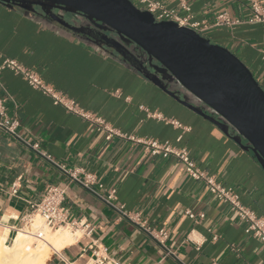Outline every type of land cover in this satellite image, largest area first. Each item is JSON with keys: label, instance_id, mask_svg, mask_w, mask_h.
<instances>
[{"label": "crops", "instance_id": "obj_1", "mask_svg": "<svg viewBox=\"0 0 264 264\" xmlns=\"http://www.w3.org/2000/svg\"><path fill=\"white\" fill-rule=\"evenodd\" d=\"M154 1L179 16L188 14L177 1ZM132 2L144 7L139 0ZM187 2L190 22L210 23L221 11L232 17L249 15L245 0ZM200 33L233 52L264 89V23L209 27ZM3 57L33 69L125 134L187 148L200 169L232 187L245 207L264 217V170L252 153L119 57L54 22L0 3V60ZM0 81L13 99L5 102L7 114L19 121L15 135L0 129V234L7 244L23 227L30 203L55 184L66 189L71 216L93 230L89 236L80 231L72 244L53 249L46 264H83L81 255L86 257L88 251L82 250L93 240L105 246L117 264H264V243L245 233L230 206L209 193L202 180L182 172L177 159L153 156L120 137L105 140L88 121L54 104L11 70H0ZM63 168L77 169L76 179ZM85 173L94 177L88 186L80 182ZM111 189L116 197L107 201ZM118 205L127 213L137 212L138 219L121 214ZM187 211L204 217L191 219ZM161 227L169 232L164 245L147 230Z\"/></svg>", "mask_w": 264, "mask_h": 264}, {"label": "water", "instance_id": "obj_2", "mask_svg": "<svg viewBox=\"0 0 264 264\" xmlns=\"http://www.w3.org/2000/svg\"><path fill=\"white\" fill-rule=\"evenodd\" d=\"M69 30L121 59L216 125L264 170V89L228 48L195 29L156 20L132 0H0ZM93 24L79 27L83 21ZM137 50L142 55L137 54Z\"/></svg>", "mask_w": 264, "mask_h": 264}, {"label": "built area", "instance_id": "obj_3", "mask_svg": "<svg viewBox=\"0 0 264 264\" xmlns=\"http://www.w3.org/2000/svg\"><path fill=\"white\" fill-rule=\"evenodd\" d=\"M177 1L179 6L186 12L185 16H179L175 10L167 9L160 1L154 0H139L144 9L149 10L156 20L170 19L177 22L181 26H188L199 33L209 27H225L234 29L241 23L262 22L264 23V2L262 0H245L248 4L249 15L246 18L232 17L228 12L221 11L214 15L213 20L209 23L204 21L190 22V7L187 0H174ZM8 69L16 74L22 76L26 82L35 89L40 90L43 94L51 97L54 104L62 105L68 112L76 114L88 121L95 128L97 132L103 134L105 140H110L113 137H120L130 140L136 144H140L151 155L167 158L173 157L180 163L181 171L196 180H202L205 184L206 190L215 196L223 203L230 206V210L236 216L238 222L244 226V231L258 238L264 243V217L257 215L253 210L245 207L241 201L237 191L232 187H227L219 183L212 175L207 174L204 170L200 169L191 156L190 151L185 147H176L169 141H160L151 137H135L131 134H125L118 128L107 122L102 116L85 110L72 98L68 97L59 90H56L51 84L45 82L33 69L25 67L14 58L3 57L0 60V70ZM0 87L3 94L0 95V129L15 135V128L18 126L19 121L16 118H9L6 110L5 102L12 100L11 95L2 86ZM173 124L181 126L180 123L174 121ZM179 139V138H178ZM31 147L37 150L38 144L33 143ZM47 157H49L47 155ZM65 172L72 171L64 169ZM74 177V176H73ZM76 179V177H74ZM94 180L92 174L85 173L84 179L80 181L83 185L88 186ZM101 187V185H99ZM65 192L64 187L55 184H49L44 189L41 198L37 202L30 203L29 211L22 216L24 222L23 227H29L30 231H34L37 237L42 236L43 228L55 230L61 227H66L72 231H82V234L89 236L93 230V226L87 222L76 220L71 216L69 207L65 205ZM115 190L111 189L107 192L105 200L110 201L115 199ZM115 208L123 215L128 216L131 220L138 219L137 212H125L123 205L115 206ZM189 218L197 220L204 217L203 213H192L187 211ZM35 216L41 219V226L32 227V222ZM149 234L161 245L167 241L169 232L167 228L161 227L153 230L148 229ZM88 251L84 258L83 264H117L109 255L105 246L98 243L97 240L91 241L87 248L82 250L83 253ZM212 264H215L213 262Z\"/></svg>", "mask_w": 264, "mask_h": 264}, {"label": "bare ground", "instance_id": "obj_4", "mask_svg": "<svg viewBox=\"0 0 264 264\" xmlns=\"http://www.w3.org/2000/svg\"><path fill=\"white\" fill-rule=\"evenodd\" d=\"M39 218L35 216L32 227L39 226ZM77 232L80 231H71L66 227L53 231L43 228L42 236L37 237L29 227H24L14 234L9 244L5 242L6 236L0 234V264H46L51 251L72 244Z\"/></svg>", "mask_w": 264, "mask_h": 264}, {"label": "flooded vegetation", "instance_id": "obj_5", "mask_svg": "<svg viewBox=\"0 0 264 264\" xmlns=\"http://www.w3.org/2000/svg\"><path fill=\"white\" fill-rule=\"evenodd\" d=\"M89 26L92 27L93 24H91V23H89L88 21L85 20V21H83L81 23V25L79 27L89 28ZM136 52H137L138 55H142V52L140 50H137Z\"/></svg>", "mask_w": 264, "mask_h": 264}, {"label": "rangeland", "instance_id": "obj_6", "mask_svg": "<svg viewBox=\"0 0 264 264\" xmlns=\"http://www.w3.org/2000/svg\"><path fill=\"white\" fill-rule=\"evenodd\" d=\"M212 43H214L212 40H210ZM216 44V43H215ZM39 226H41V221H40V218H39ZM26 228V227H25ZM47 230V228H46ZM49 230V229H48ZM70 230V229H69ZM49 231H53V230H49ZM72 231V230H71ZM81 236V232H77V235H76V238L80 237Z\"/></svg>", "mask_w": 264, "mask_h": 264}]
</instances>
